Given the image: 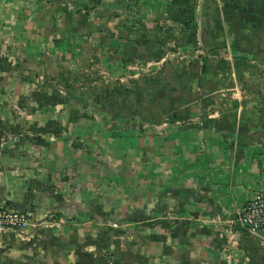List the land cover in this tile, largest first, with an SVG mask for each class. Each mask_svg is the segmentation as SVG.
I'll return each instance as SVG.
<instances>
[{"label": "crops", "instance_id": "1", "mask_svg": "<svg viewBox=\"0 0 264 264\" xmlns=\"http://www.w3.org/2000/svg\"><path fill=\"white\" fill-rule=\"evenodd\" d=\"M264 0H0V264H264Z\"/></svg>", "mask_w": 264, "mask_h": 264}, {"label": "built area", "instance_id": "2", "mask_svg": "<svg viewBox=\"0 0 264 264\" xmlns=\"http://www.w3.org/2000/svg\"><path fill=\"white\" fill-rule=\"evenodd\" d=\"M236 224L250 233L264 234V191L256 193L245 205L236 219ZM33 225L29 213H16L0 205V234L21 231Z\"/></svg>", "mask_w": 264, "mask_h": 264}, {"label": "rangeland", "instance_id": "3", "mask_svg": "<svg viewBox=\"0 0 264 264\" xmlns=\"http://www.w3.org/2000/svg\"><path fill=\"white\" fill-rule=\"evenodd\" d=\"M250 233V232H249Z\"/></svg>", "mask_w": 264, "mask_h": 264}]
</instances>
